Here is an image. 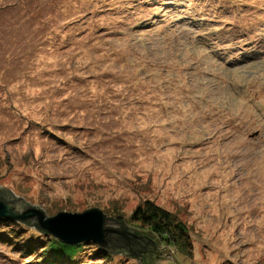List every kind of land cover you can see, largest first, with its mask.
Instances as JSON below:
<instances>
[{
  "label": "rangeland",
  "instance_id": "374dc122",
  "mask_svg": "<svg viewBox=\"0 0 264 264\" xmlns=\"http://www.w3.org/2000/svg\"><path fill=\"white\" fill-rule=\"evenodd\" d=\"M0 188L46 216L153 199L192 252L149 264H264V0H0ZM41 237L0 220V264Z\"/></svg>",
  "mask_w": 264,
  "mask_h": 264
},
{
  "label": "trees",
  "instance_id": "16d2710c",
  "mask_svg": "<svg viewBox=\"0 0 264 264\" xmlns=\"http://www.w3.org/2000/svg\"><path fill=\"white\" fill-rule=\"evenodd\" d=\"M159 3H162V1ZM70 211L73 210L70 209ZM103 211L107 217H111L118 222L122 221L127 228H131L140 235L147 237L153 242L154 246L159 242L162 246L174 249L175 253L189 255L192 252V240L185 222L175 213L158 205L153 199L145 198L139 201L127 215L115 214L111 208L107 207H103ZM0 220L10 224L23 223L40 233L43 240L21 238L19 243L13 244L23 255L33 257L34 261L30 264H78L76 256L80 255L88 245L94 247L89 251L90 255L98 253L105 262L110 264L113 262L115 255L128 256L130 259H136L137 261L134 256L106 251L92 241L75 244L66 243L50 235V233L41 231L36 226L28 225L20 220L12 221L5 218ZM149 236H152V238Z\"/></svg>",
  "mask_w": 264,
  "mask_h": 264
},
{
  "label": "water",
  "instance_id": "95a60500",
  "mask_svg": "<svg viewBox=\"0 0 264 264\" xmlns=\"http://www.w3.org/2000/svg\"><path fill=\"white\" fill-rule=\"evenodd\" d=\"M0 218L34 225L66 243L92 241L104 250L134 256L139 264H149L150 258L156 255L155 246L147 237L127 228L122 221L107 217L97 208L80 213L58 211L46 216L42 209L0 188Z\"/></svg>",
  "mask_w": 264,
  "mask_h": 264
},
{
  "label": "bare ground",
  "instance_id": "6f19581e",
  "mask_svg": "<svg viewBox=\"0 0 264 264\" xmlns=\"http://www.w3.org/2000/svg\"><path fill=\"white\" fill-rule=\"evenodd\" d=\"M97 244V243H96Z\"/></svg>",
  "mask_w": 264,
  "mask_h": 264
}]
</instances>
